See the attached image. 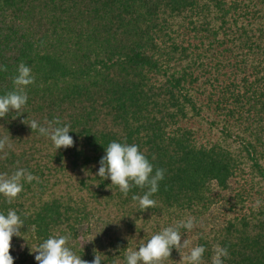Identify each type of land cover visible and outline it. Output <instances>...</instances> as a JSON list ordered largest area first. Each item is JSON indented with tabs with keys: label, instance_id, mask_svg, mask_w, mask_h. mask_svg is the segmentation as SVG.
Returning <instances> with one entry per match:
<instances>
[{
	"label": "trees",
	"instance_id": "1",
	"mask_svg": "<svg viewBox=\"0 0 264 264\" xmlns=\"http://www.w3.org/2000/svg\"><path fill=\"white\" fill-rule=\"evenodd\" d=\"M20 63L35 81L25 113L0 118L12 143L0 173L37 179L11 204L0 195V212L25 223L14 264H38L30 245L52 234L86 261L125 264L189 216L182 238L205 246L202 264L217 246L223 264H264V0H0V95ZM56 118L73 147L56 150L27 124ZM112 141L139 145L164 169L154 207L132 199L146 189L125 196L95 175ZM181 259L173 249L161 264Z\"/></svg>",
	"mask_w": 264,
	"mask_h": 264
},
{
	"label": "clouds",
	"instance_id": "2",
	"mask_svg": "<svg viewBox=\"0 0 264 264\" xmlns=\"http://www.w3.org/2000/svg\"><path fill=\"white\" fill-rule=\"evenodd\" d=\"M34 81L32 69L25 63H20L17 74L13 77V89L0 95V118L10 112H16V116L25 113L23 109L29 98L26 89ZM27 124L32 131H38L40 135L49 138L56 150L62 147L67 149L75 144L69 134L70 125L61 122L59 118L44 124L32 119ZM4 147L12 148L9 137L0 138V149ZM153 168L139 145L112 141L105 147V154L99 160L95 175L103 180L110 179L111 184L117 186L125 196L133 186L146 189L143 195L132 197L141 210H146L155 206L156 200L153 196L159 190V182L164 179V169L157 168L154 172ZM34 179L37 178L24 168H17L11 174L0 173V195L11 204L23 191L24 183H31ZM24 225V220L15 209L0 212V264H14L15 258L10 252L12 238L21 237V228ZM193 227L194 218L191 216L162 227L146 241H142L136 250L126 252L125 264H161V261L171 256L173 249L179 251L185 264H202L205 246H191L189 240L182 238L181 230L190 231ZM67 239L64 235L52 234L40 242L35 250L30 245L29 254H35L34 259L38 264H102L104 261L97 253L92 261L82 259L81 255L68 246ZM182 249H187V253H182ZM227 255L226 248L217 246L212 258L213 264H223L222 258Z\"/></svg>",
	"mask_w": 264,
	"mask_h": 264
},
{
	"label": "rangeland",
	"instance_id": "3",
	"mask_svg": "<svg viewBox=\"0 0 264 264\" xmlns=\"http://www.w3.org/2000/svg\"><path fill=\"white\" fill-rule=\"evenodd\" d=\"M215 214V215H214ZM213 216H215V219H219L220 217V212L218 210L214 211Z\"/></svg>",
	"mask_w": 264,
	"mask_h": 264
}]
</instances>
